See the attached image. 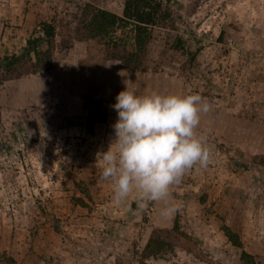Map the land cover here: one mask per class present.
Returning <instances> with one entry per match:
<instances>
[{"label": "rangeland", "instance_id": "obj_1", "mask_svg": "<svg viewBox=\"0 0 264 264\" xmlns=\"http://www.w3.org/2000/svg\"><path fill=\"white\" fill-rule=\"evenodd\" d=\"M124 1L0 0V57L42 22L56 29L45 69L0 82V249L10 257L0 264H264V0H164L170 22L152 28L138 71L111 55L115 41L130 44V26L81 25L95 9L120 16ZM126 86L209 103L197 132L211 163L172 187L171 219L158 203L141 210L134 193L115 203L100 179ZM93 99L108 115L89 134ZM153 231L168 245L144 259Z\"/></svg>", "mask_w": 264, "mask_h": 264}, {"label": "clouds", "instance_id": "obj_2", "mask_svg": "<svg viewBox=\"0 0 264 264\" xmlns=\"http://www.w3.org/2000/svg\"><path fill=\"white\" fill-rule=\"evenodd\" d=\"M115 101L114 139L100 153V179L112 184L115 203L134 193L141 210L158 203L160 216L171 219L179 211L172 187L193 167L211 163L197 132L209 103L199 94L137 95L127 86Z\"/></svg>", "mask_w": 264, "mask_h": 264}, {"label": "trees", "instance_id": "obj_3", "mask_svg": "<svg viewBox=\"0 0 264 264\" xmlns=\"http://www.w3.org/2000/svg\"><path fill=\"white\" fill-rule=\"evenodd\" d=\"M88 18V19H87ZM170 22L169 5L164 0H125L122 14L120 16L108 11L95 9L88 11L84 15L81 25L94 29L97 33H103L107 27L116 26L118 28L130 26V44H119L115 41L114 51L111 53L114 59L119 60L131 70H142L145 67V57L147 44L151 39L152 28L159 23L168 25ZM41 34L29 37L20 51L11 55L0 57V82L11 81L23 75H35L48 66L54 50L53 40L55 37V26L51 22H42ZM193 55L190 59L193 60ZM108 115L107 102L102 99H93L87 107V115L84 120V128L92 134L96 125L106 122ZM163 235L160 231H153L147 240L143 257L156 256L166 250L167 243L160 239ZM239 246L238 241L232 242ZM242 255H245L242 252ZM5 257L0 249V262ZM141 264H148L143 261Z\"/></svg>", "mask_w": 264, "mask_h": 264}]
</instances>
